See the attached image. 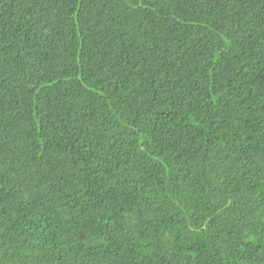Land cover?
I'll list each match as a JSON object with an SVG mask.
<instances>
[{
	"label": "trees",
	"instance_id": "obj_1",
	"mask_svg": "<svg viewBox=\"0 0 264 264\" xmlns=\"http://www.w3.org/2000/svg\"><path fill=\"white\" fill-rule=\"evenodd\" d=\"M0 264H264V0H0Z\"/></svg>",
	"mask_w": 264,
	"mask_h": 264
}]
</instances>
